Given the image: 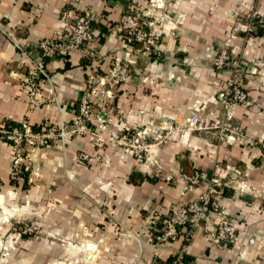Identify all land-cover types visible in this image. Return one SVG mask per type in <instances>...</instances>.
<instances>
[{"label":"crops","instance_id":"0c3cea01","mask_svg":"<svg viewBox=\"0 0 264 264\" xmlns=\"http://www.w3.org/2000/svg\"><path fill=\"white\" fill-rule=\"evenodd\" d=\"M165 1L171 6L162 36L148 53L127 44L117 28L129 4L141 8L148 0H0V124L27 119L42 127L76 115L91 55L75 48L43 59L37 45L62 36L67 22L91 20L97 72L113 75L123 60L131 63L128 78L110 86L112 97L94 96L93 125L103 140L78 132L64 144L44 146L33 154L25 179L0 137V208L11 213L5 200L21 197L29 215H42L51 231L65 236L40 246L50 264H163L179 249L194 264H264V28L248 34L232 28L254 7L264 15V0ZM225 43L241 55L239 80L247 93L227 123L252 142L219 139L217 127L164 134L169 126L185 128L192 112L207 125L222 118L220 84L228 71L215 69L213 57ZM36 63L45 65L47 76ZM126 127L143 129L155 141L149 160L157 163L112 141ZM195 169L224 182L218 199L239 228L234 243H212L201 228L185 245L160 238L159 219L203 190L202 184L182 188L178 174ZM52 200L58 206L47 210ZM217 215L210 212L205 224L212 226Z\"/></svg>","mask_w":264,"mask_h":264},{"label":"built area","instance_id":"2783aa9c","mask_svg":"<svg viewBox=\"0 0 264 264\" xmlns=\"http://www.w3.org/2000/svg\"><path fill=\"white\" fill-rule=\"evenodd\" d=\"M164 7L165 0H149V4L141 8H138L134 2L129 4L117 26L126 43L136 46L141 52L151 53L162 36L164 22L160 11ZM258 27L264 28V15L255 8L250 9L245 14L244 19H237L232 25L234 31H241L245 34L256 30ZM20 43L21 40L15 41L19 48L21 47ZM37 45L43 59L67 56L75 48H80L83 49V52L91 55V62L87 67L84 93L78 101L77 113L71 120L51 122L42 127L32 125L27 119L18 123L4 122L0 124V137L6 139L10 144L14 153L13 166L15 169L22 163L28 169L33 154L49 144H64L70 134L89 132L95 134L99 140H103L104 136L95 131L93 125L95 117L94 96L99 95L102 100H108L113 96V90L110 86L125 81L131 70V63L128 60H123L119 64L117 73L113 75L101 74L95 70L93 62L98 56L97 38L92 22L87 17L67 22L66 31L62 36L39 39ZM233 57L227 45L221 47L213 57L215 69L228 71L224 83L220 86L222 118L211 125H207L200 119L197 112H192L185 128L169 126L170 128L165 130L164 134L180 132L184 129L193 131L217 127L219 139L233 140L236 136H241L245 142H252L253 139L245 136L242 128L233 127L227 123V119L231 117L232 108L242 104L247 98L246 90L239 80L241 59ZM36 66L43 76L48 75L45 65L36 63ZM112 141L121 146L125 152H130L137 158L151 163L158 162L156 158L149 160V150L155 141L150 140L143 129L126 127ZM79 156L85 158L87 154L80 152ZM24 158L28 161L26 162ZM170 177V175L167 176V178ZM178 177L183 182L182 188L184 190L199 184L203 185V190L195 199L172 206L167 214L159 219L160 223L157 230L160 238L164 241L181 239V244L185 245L193 232L201 228L212 243H234L237 240L239 228L234 216L224 214L221 211L218 197L224 193V182L221 181L220 177L214 172L202 169L180 172ZM210 212L218 214L212 226L205 224ZM163 264L194 263L182 253V249H179L173 258Z\"/></svg>","mask_w":264,"mask_h":264},{"label":"rangeland","instance_id":"374dc122","mask_svg":"<svg viewBox=\"0 0 264 264\" xmlns=\"http://www.w3.org/2000/svg\"><path fill=\"white\" fill-rule=\"evenodd\" d=\"M170 3L171 2L166 3L165 1V7L160 11L162 12V17H164V13H167V11L170 9ZM148 4L149 0L147 5ZM244 18L245 16H242L241 18H236L235 20ZM174 19L175 22L179 21L178 17ZM225 45L228 46V44L225 43L221 47ZM231 54L234 56L233 58L239 57L241 59L240 53ZM223 83L224 80L222 84ZM222 84H220V86ZM77 155L79 156V153ZM25 161L27 162L28 159ZM30 167L31 163L28 170H30ZM17 169L19 170V167ZM19 172H21V170H19ZM11 191H13L15 195L18 194L16 193L18 192L16 188H12ZM19 191L23 193L24 191H27V189L22 187ZM4 205L10 208L12 212L8 213L0 208V264H50L44 260V251L40 246L42 245L43 241H47V244L49 245H51V242H61L65 236L60 232L55 233L51 231V229L46 225V220L42 215L35 213H31L29 215L28 205L25 206V201L21 197H15V199L12 198L11 201L5 200ZM51 206L55 207L58 205L54 200L48 201L46 204V209L49 210ZM76 240L77 238L73 240L74 244H76ZM69 261V264H76L74 263L75 259H73V261L72 259ZM66 262L67 260H65V264H67Z\"/></svg>","mask_w":264,"mask_h":264},{"label":"trees","instance_id":"16d2710c","mask_svg":"<svg viewBox=\"0 0 264 264\" xmlns=\"http://www.w3.org/2000/svg\"><path fill=\"white\" fill-rule=\"evenodd\" d=\"M19 170H21V172H23V174L25 176V179H27L28 171H27V168H25V164L24 163L19 165Z\"/></svg>","mask_w":264,"mask_h":264}]
</instances>
